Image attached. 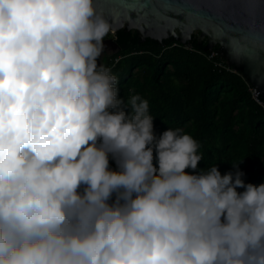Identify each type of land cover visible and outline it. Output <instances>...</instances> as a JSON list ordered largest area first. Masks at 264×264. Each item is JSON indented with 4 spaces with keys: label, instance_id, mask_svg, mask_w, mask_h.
<instances>
[{
    "label": "clouds",
    "instance_id": "1",
    "mask_svg": "<svg viewBox=\"0 0 264 264\" xmlns=\"http://www.w3.org/2000/svg\"><path fill=\"white\" fill-rule=\"evenodd\" d=\"M109 31L96 0H0V264H264V184L186 172L200 145L119 97Z\"/></svg>",
    "mask_w": 264,
    "mask_h": 264
},
{
    "label": "trees",
    "instance_id": "2",
    "mask_svg": "<svg viewBox=\"0 0 264 264\" xmlns=\"http://www.w3.org/2000/svg\"><path fill=\"white\" fill-rule=\"evenodd\" d=\"M115 43L119 53L102 65L117 76L119 97L139 95L148 101L157 139L169 128H180L200 145L203 159L186 172L199 174L216 165L224 175L241 162L245 184H264V98H253V87L233 72L217 47L204 51L205 42L198 45L196 35L186 45L171 39L140 42L134 31H118ZM153 165L158 169L155 149ZM109 169L119 171L111 155ZM115 200L113 194L108 203Z\"/></svg>",
    "mask_w": 264,
    "mask_h": 264
},
{
    "label": "water",
    "instance_id": "3",
    "mask_svg": "<svg viewBox=\"0 0 264 264\" xmlns=\"http://www.w3.org/2000/svg\"><path fill=\"white\" fill-rule=\"evenodd\" d=\"M96 8L112 35L134 31L140 42L171 39L186 45L196 34L204 51L217 47L246 79L255 100L264 98V0H96Z\"/></svg>",
    "mask_w": 264,
    "mask_h": 264
},
{
    "label": "flooded vegetation",
    "instance_id": "4",
    "mask_svg": "<svg viewBox=\"0 0 264 264\" xmlns=\"http://www.w3.org/2000/svg\"><path fill=\"white\" fill-rule=\"evenodd\" d=\"M110 35L111 36H107L104 38V51L98 60L99 64H103L107 60H110L113 56L117 55L120 51V49H117L115 46L112 45V43L116 44L115 35H112V34ZM115 61L117 62L118 60H115Z\"/></svg>",
    "mask_w": 264,
    "mask_h": 264
},
{
    "label": "built area",
    "instance_id": "5",
    "mask_svg": "<svg viewBox=\"0 0 264 264\" xmlns=\"http://www.w3.org/2000/svg\"><path fill=\"white\" fill-rule=\"evenodd\" d=\"M253 94H255V91H252V96H253ZM253 98H254V96H253ZM113 194H116V193H113Z\"/></svg>",
    "mask_w": 264,
    "mask_h": 264
},
{
    "label": "rangeland",
    "instance_id": "6",
    "mask_svg": "<svg viewBox=\"0 0 264 264\" xmlns=\"http://www.w3.org/2000/svg\"><path fill=\"white\" fill-rule=\"evenodd\" d=\"M194 35H196V34H194Z\"/></svg>",
    "mask_w": 264,
    "mask_h": 264
}]
</instances>
